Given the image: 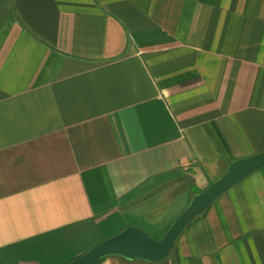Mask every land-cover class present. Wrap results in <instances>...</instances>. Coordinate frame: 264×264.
Returning <instances> with one entry per match:
<instances>
[{
  "label": "crops",
  "instance_id": "obj_1",
  "mask_svg": "<svg viewBox=\"0 0 264 264\" xmlns=\"http://www.w3.org/2000/svg\"><path fill=\"white\" fill-rule=\"evenodd\" d=\"M261 152L264 0H0V264L153 235ZM159 264H264V166Z\"/></svg>",
  "mask_w": 264,
  "mask_h": 264
},
{
  "label": "water",
  "instance_id": "obj_2",
  "mask_svg": "<svg viewBox=\"0 0 264 264\" xmlns=\"http://www.w3.org/2000/svg\"><path fill=\"white\" fill-rule=\"evenodd\" d=\"M263 166L264 152L229 163L224 175L193 196L160 241H155L139 229L128 227L66 264H100L110 257H118L128 263H162L190 223L199 218L221 195Z\"/></svg>",
  "mask_w": 264,
  "mask_h": 264
},
{
  "label": "rangeland",
  "instance_id": "obj_3",
  "mask_svg": "<svg viewBox=\"0 0 264 264\" xmlns=\"http://www.w3.org/2000/svg\"><path fill=\"white\" fill-rule=\"evenodd\" d=\"M181 212L182 211H180V210L174 211L171 214L170 218L165 223L162 224L163 227H162V229L159 232H154L153 235H149V233H146V232L145 233L148 236H150L152 239H154L155 241H160L164 237V235L166 234V232L168 231V229L171 227V225L174 223V221L177 219V217L181 214ZM94 247H92V248H94ZM91 249H89V250H91ZM89 250H87L85 253H87Z\"/></svg>",
  "mask_w": 264,
  "mask_h": 264
}]
</instances>
